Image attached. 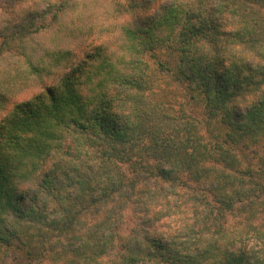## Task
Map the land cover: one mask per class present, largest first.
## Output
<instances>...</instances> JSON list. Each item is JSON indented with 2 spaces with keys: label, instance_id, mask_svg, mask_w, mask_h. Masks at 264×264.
Listing matches in <instances>:
<instances>
[{
  "label": "clouds",
  "instance_id": "clouds-1",
  "mask_svg": "<svg viewBox=\"0 0 264 264\" xmlns=\"http://www.w3.org/2000/svg\"><path fill=\"white\" fill-rule=\"evenodd\" d=\"M204 125L264 155V0H0V264H264Z\"/></svg>",
  "mask_w": 264,
  "mask_h": 264
},
{
  "label": "trees",
  "instance_id": "trees-1",
  "mask_svg": "<svg viewBox=\"0 0 264 264\" xmlns=\"http://www.w3.org/2000/svg\"><path fill=\"white\" fill-rule=\"evenodd\" d=\"M207 129L208 125H204L203 135L211 137V141L215 142L213 163L220 164L225 175L232 174L236 177L241 186L259 185L260 179L264 177V155L261 154V149L255 147L259 141L251 142V146L244 143V136L248 133H242L235 125L231 131L222 135L219 132L213 134ZM195 132L196 128L192 125L188 133L189 139Z\"/></svg>",
  "mask_w": 264,
  "mask_h": 264
}]
</instances>
